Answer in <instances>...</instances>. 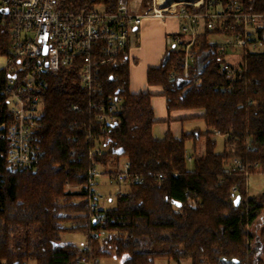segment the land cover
<instances>
[{"label":"trees","instance_id":"1","mask_svg":"<svg viewBox=\"0 0 264 264\" xmlns=\"http://www.w3.org/2000/svg\"><path fill=\"white\" fill-rule=\"evenodd\" d=\"M117 1L61 0V7L80 12L100 5L114 12ZM212 1L224 11L237 1L244 12L264 14V0ZM188 8L204 13L207 4ZM211 34L232 36L233 31L204 25L196 35L198 55L188 77L185 54L173 48L160 67L148 70V86L162 89L170 113L204 112L189 118L203 119L206 131L181 138L171 132L162 140L154 138V94L130 92L128 66L104 69L102 94L85 92L77 73L67 68L41 76L46 87L40 91L44 109L36 130L42 151L37 168L12 172L6 144L0 142V264H76L83 256L117 257L123 264H155L158 258L178 264H264V193L247 195L248 177L264 173L263 34L258 36L261 51H252L248 43L237 62H229L228 50L223 54L220 44L209 41ZM11 46L9 28L3 27L0 56L12 58ZM223 62L236 74L224 73ZM7 79L3 69V133L13 120ZM108 96L121 97L123 103L111 123H101L91 104ZM75 104L80 111L73 109ZM217 136L225 138L222 153L216 152ZM189 141L193 170L187 168ZM121 160L130 165L132 181L119 183L128 191L117 194L116 208L98 205L93 211L87 198L90 172L101 168L108 177L116 175L122 171ZM71 221L76 223L71 230L88 236L89 252L60 246L69 229L64 224Z\"/></svg>","mask_w":264,"mask_h":264},{"label":"built area","instance_id":"2","mask_svg":"<svg viewBox=\"0 0 264 264\" xmlns=\"http://www.w3.org/2000/svg\"><path fill=\"white\" fill-rule=\"evenodd\" d=\"M171 1L167 4L173 6L169 7L157 1V6L140 14L131 5L132 0H118L114 12L100 5L75 12L62 9L61 0H0V26L9 28L12 40V58L7 59L4 70L8 73L5 91L13 114L7 133L0 132V142L6 144L8 167L12 172L37 168L42 155L40 138L36 135L44 109L40 91L46 87L41 76L67 68L77 73L79 85L85 92L102 94L104 69L129 66L131 42L145 17L173 15L183 20L181 31L169 36L167 44L169 49L185 54V77L198 55L194 47L202 24L209 29H217L220 24L221 29L233 31L232 40L219 47L223 54L229 48L242 50L248 43L254 52L262 47L258 36L262 33L264 40V14L244 12L237 1L228 4L226 11L219 6L215 8L212 0H199L198 4L187 0ZM204 4H207L204 13L191 12L188 8L199 10ZM228 19L234 21L233 24H225ZM237 26L242 30L237 31ZM221 70L227 75L236 74L226 62L221 64ZM122 103L121 97L108 96L105 102H93L91 107L97 111L101 123H111ZM73 109L80 111L81 105L75 104ZM235 164L243 169L239 161ZM129 170L130 165L125 161L120 173L108 177L109 182L132 181ZM101 174L99 170L89 174L87 198L93 211L99 205L94 185ZM135 181L142 182L140 178ZM189 203L194 204L193 201ZM83 249L90 251L88 242ZM97 263L98 259L86 256L76 261V264Z\"/></svg>","mask_w":264,"mask_h":264},{"label":"crops","instance_id":"3","mask_svg":"<svg viewBox=\"0 0 264 264\" xmlns=\"http://www.w3.org/2000/svg\"><path fill=\"white\" fill-rule=\"evenodd\" d=\"M150 8L151 6L144 11H139V13L145 14V12ZM183 23V20L173 15L163 18L152 16L145 17L141 26L136 30V34L131 42L130 64L128 66L130 79L129 89L133 94L141 92H151L154 94L152 98V106L154 109L156 123L153 126V136L157 140L164 139L168 132H171L176 138H181L182 135L190 134L195 131L191 130V132H185V124H193L196 122L204 123L201 118L194 120L189 118L193 116L202 117L204 115L203 111H174L170 113L167 109V102L162 89L149 87L147 83L148 70L150 68L160 67L166 51L169 49L167 38L178 34L181 31ZM203 30L204 25L202 24L198 29V33H201ZM5 58L7 60V57ZM5 66L6 63L0 71H2ZM196 131L201 130L198 128ZM189 142H192L193 144V141ZM200 143L201 142L198 143L200 149H204V143H202L201 146ZM193 152L194 150L192 149L189 153L190 159L192 160L195 158ZM65 245L69 244H66L61 239L60 246Z\"/></svg>","mask_w":264,"mask_h":264},{"label":"rangeland","instance_id":"4","mask_svg":"<svg viewBox=\"0 0 264 264\" xmlns=\"http://www.w3.org/2000/svg\"><path fill=\"white\" fill-rule=\"evenodd\" d=\"M157 1L158 0H139L135 1L132 0L131 5L134 7V9L139 12V11H144L145 9L149 8V6L154 7L157 6ZM179 0H172L171 2H176L178 3ZM191 1L193 3L199 1H193V0H187ZM180 2V1H179ZM159 3V1H158ZM160 4V3H159ZM161 5V4H160ZM172 4L167 6H171ZM173 6V5H172ZM0 26V32L2 30ZM203 28V27H202ZM230 40H232V37L226 36V35H219V34H211L209 36V41L211 43H218L220 45H225L227 44ZM258 51H261L260 49ZM229 57L228 60L229 62H237L238 59H240V56L242 54V50L239 47H235L234 50L230 49L228 50ZM7 64V60L5 57L0 56V69L4 67V64ZM200 129L201 132H204L206 130V126L204 123L196 122L193 124H185V132H191V130H197ZM217 144H216V152L217 153H222L225 149V138L222 136H217ZM203 142L200 143V146L202 145ZM193 149V144L192 142L187 143V150L190 153L191 150ZM125 160H121V166L124 165ZM187 168L189 170H193L194 168V161L192 159H188L187 161ZM100 173H102L98 178L95 180V185L94 189L96 190L99 198V205L101 208L105 210H111L116 208L117 206V194L122 191L126 192L128 191V186L126 184H122L121 186L119 184H111L109 182L108 176L104 175V169H98ZM247 195L250 197L257 196L260 194L264 193V173H257V174H252L248 177L247 180ZM76 202H79V199L76 200ZM76 223L74 222H66L64 224L65 227L69 228L68 231L64 232L62 234L61 239L63 242L66 244H72L78 246L81 250L83 249L84 245L87 244L88 242V236L86 233L82 231H77V230H71L70 228L74 227ZM104 236V235H101ZM30 264H36L34 262H31ZM97 264H123V259H119L117 257H106V258H100L98 259ZM155 264H178L176 261L168 259V258H158L155 260ZM181 264H191L189 260L182 261Z\"/></svg>","mask_w":264,"mask_h":264},{"label":"bare ground","instance_id":"5","mask_svg":"<svg viewBox=\"0 0 264 264\" xmlns=\"http://www.w3.org/2000/svg\"><path fill=\"white\" fill-rule=\"evenodd\" d=\"M161 5H164L165 3H168V0H158ZM193 1H199V0H193ZM197 4V2H195ZM199 3V2H198Z\"/></svg>","mask_w":264,"mask_h":264},{"label":"water","instance_id":"6","mask_svg":"<svg viewBox=\"0 0 264 264\" xmlns=\"http://www.w3.org/2000/svg\"><path fill=\"white\" fill-rule=\"evenodd\" d=\"M240 197H237V199H236V205H238L239 204V202H240Z\"/></svg>","mask_w":264,"mask_h":264}]
</instances>
